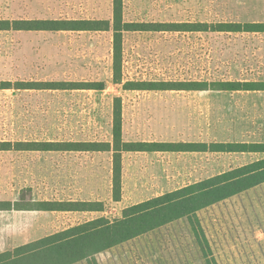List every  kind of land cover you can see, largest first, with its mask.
Segmentation results:
<instances>
[{"label": "rangeland", "instance_id": "1", "mask_svg": "<svg viewBox=\"0 0 264 264\" xmlns=\"http://www.w3.org/2000/svg\"><path fill=\"white\" fill-rule=\"evenodd\" d=\"M109 21L113 0H0V20ZM27 21V20H26ZM125 23L264 24V0H123ZM113 31H0V84L104 82L105 90H0V143L112 142L121 99L125 142L264 144V33L128 32L123 84ZM127 82L203 83L193 90H125ZM264 159L251 152H135L112 194V153L0 152V253ZM46 201L102 202L103 212H47ZM208 257L187 218L77 264H264V184L198 213Z\"/></svg>", "mask_w": 264, "mask_h": 264}, {"label": "trees", "instance_id": "2", "mask_svg": "<svg viewBox=\"0 0 264 264\" xmlns=\"http://www.w3.org/2000/svg\"><path fill=\"white\" fill-rule=\"evenodd\" d=\"M113 31L114 83L123 84L122 46L123 34L128 32H186V33H264V24L219 23H125L123 0H113V24L109 21H10L0 20V31ZM264 84V83H262ZM203 83H136L127 82L125 90H193L206 88ZM215 91H264L260 83L220 82L209 85ZM38 91H83L105 90L104 82H20L12 85L1 83L0 90ZM121 99L114 102L112 142L70 143H0V152H74L112 153V194L115 202L122 198V158L124 153L135 152H251L264 153V144H206L125 142L123 140ZM264 184V159L230 170L220 175L191 184L162 196L130 206L123 210L122 217L110 220L100 217L92 221L71 226L43 239L0 253V264H77L93 259L96 255L127 243L138 237L187 218L197 238V245L205 258L209 245L202 241L204 229L198 213L235 195ZM17 210H39L47 212H103L102 202L46 201L35 208ZM206 264H217L207 259Z\"/></svg>", "mask_w": 264, "mask_h": 264}, {"label": "crops", "instance_id": "3", "mask_svg": "<svg viewBox=\"0 0 264 264\" xmlns=\"http://www.w3.org/2000/svg\"><path fill=\"white\" fill-rule=\"evenodd\" d=\"M15 1V0H14ZM16 1H22V0H16ZM23 1H31V0H23ZM20 20H23V19H20ZM27 21H30L31 19H26ZM26 20H23V21H26ZM17 21V20H16ZM103 21V20H102Z\"/></svg>", "mask_w": 264, "mask_h": 264}]
</instances>
